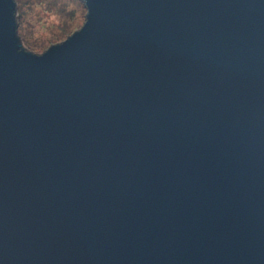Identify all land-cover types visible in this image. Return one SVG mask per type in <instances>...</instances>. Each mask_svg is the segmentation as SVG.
<instances>
[{
	"label": "water",
	"instance_id": "water-1",
	"mask_svg": "<svg viewBox=\"0 0 264 264\" xmlns=\"http://www.w3.org/2000/svg\"><path fill=\"white\" fill-rule=\"evenodd\" d=\"M81 1L0 0V264H264V0Z\"/></svg>",
	"mask_w": 264,
	"mask_h": 264
},
{
	"label": "rangeland",
	"instance_id": "rangeland-1",
	"mask_svg": "<svg viewBox=\"0 0 264 264\" xmlns=\"http://www.w3.org/2000/svg\"><path fill=\"white\" fill-rule=\"evenodd\" d=\"M16 5L21 44L34 53H42L78 29L86 13L81 0H16Z\"/></svg>",
	"mask_w": 264,
	"mask_h": 264
},
{
	"label": "trees",
	"instance_id": "trees-1",
	"mask_svg": "<svg viewBox=\"0 0 264 264\" xmlns=\"http://www.w3.org/2000/svg\"><path fill=\"white\" fill-rule=\"evenodd\" d=\"M20 15V13L19 12H17V16H19ZM19 21V20H18ZM18 32H20L19 30H18ZM31 49H33L32 47H30Z\"/></svg>",
	"mask_w": 264,
	"mask_h": 264
}]
</instances>
